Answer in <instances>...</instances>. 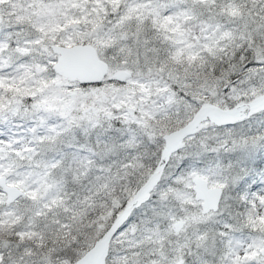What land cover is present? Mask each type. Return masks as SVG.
Instances as JSON below:
<instances>
[{"label":"snow or ice","instance_id":"6c2138e0","mask_svg":"<svg viewBox=\"0 0 264 264\" xmlns=\"http://www.w3.org/2000/svg\"><path fill=\"white\" fill-rule=\"evenodd\" d=\"M0 264H264V0H0Z\"/></svg>","mask_w":264,"mask_h":264}]
</instances>
